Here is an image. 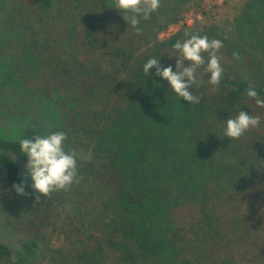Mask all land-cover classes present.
<instances>
[{"label": "trees", "instance_id": "obj_1", "mask_svg": "<svg viewBox=\"0 0 264 264\" xmlns=\"http://www.w3.org/2000/svg\"><path fill=\"white\" fill-rule=\"evenodd\" d=\"M24 1L38 15V29L33 22L24 26L32 40L41 32L51 34L53 30L54 34L57 18L66 15L71 22L68 39L73 60L79 62L83 56L85 64L79 65L94 81L95 89L87 94L86 105L79 108V95L68 97L73 120L78 127L83 125L80 140L91 154L90 160L77 159L79 182L74 183H89L93 199L99 203L95 223L99 236L88 235V247L97 254L113 248L119 252L118 264H136L147 242L142 237L140 245L137 241L138 221L147 214L150 227L159 226L155 224L160 222L162 207L165 212L176 210L175 217H183L185 231L191 232L207 209L219 204L224 208L220 215L226 219L229 214L238 223L258 220L259 204L264 202V129L250 128L236 140L223 137V131L226 119L238 112L264 116V108L246 96V90L253 87L264 98V0L246 2L233 32L221 33L215 28L210 33L179 32L163 41H158V34L178 22L180 10L189 0H160L159 8L147 20L141 18L139 33L128 24L126 29L122 25L108 33L97 30L96 11L111 0H75L72 4L64 0ZM77 1L92 6L90 22L83 16L77 22L81 14ZM61 3L63 8L55 7ZM84 20L86 29L80 34L75 27ZM192 34L223 42L217 53L223 68L220 84L213 92L207 74L201 76L202 68L198 69L199 86L188 89L200 97L195 105L177 98L168 82L155 75V68L148 76L143 72V65L153 57L176 71L173 45ZM233 53H238L239 59H234ZM183 66H189V62L184 61ZM50 133L44 121L34 120L18 139H0V168L11 187L23 184L27 192L29 178L21 166L27 163V157L20 151V139L34 140ZM34 206L30 213H35ZM27 229L16 253L0 242V264H43L50 256L62 261L70 257L66 264H82L83 257L88 259L86 264H115L110 255L98 258L93 251L79 253L77 247L59 253L45 245L40 227L32 224ZM185 231V236L176 231L170 234L175 249L186 238ZM14 256L15 261L8 263ZM183 257L193 261L189 254ZM221 264H264V251L261 256L244 252L240 262Z\"/></svg>", "mask_w": 264, "mask_h": 264}, {"label": "rangeland", "instance_id": "obj_2", "mask_svg": "<svg viewBox=\"0 0 264 264\" xmlns=\"http://www.w3.org/2000/svg\"><path fill=\"white\" fill-rule=\"evenodd\" d=\"M74 1L64 0L70 4ZM247 1L189 0L180 10L178 22L170 24L165 31L159 33L158 41L179 32L210 33L214 28L221 33L233 32L235 20L241 15ZM104 3L96 11L99 16L97 30L108 33L114 27L122 25L126 29L127 23L121 13L111 8L112 0ZM77 4V12L81 13L77 15V22L82 16L87 21L91 19L90 3L81 5L77 1ZM61 6L62 3L58 6L55 4V7L63 8ZM86 20L75 27L80 34L86 29ZM36 21L38 15L26 7L24 0H0V139H18L34 120H41L51 133L65 132V151L74 150L78 155L77 159L82 160L81 157L88 153L85 143L80 140L83 125L78 127L73 120L68 97L79 95V108L86 105L89 102L87 94L95 89L92 87L94 81L85 76L83 66L79 65L85 64V61H81L83 56L79 57V62L73 60L72 42L68 39L71 22L66 19V15L57 18L54 34L51 30L53 35L41 32L32 40L31 32L24 26L25 22H33L34 29H38ZM259 118L258 128L263 130L264 116ZM25 165L26 163H21L29 180L26 184L27 192L23 195L13 190L6 180L4 170L0 168V242L8 244L16 253L20 248V241L26 239L28 226L34 224L40 227L39 231L46 239L45 245L59 253H66L76 247L82 254L90 251L95 253L91 246H87L86 240L90 234L99 236L95 225L99 203L97 205L93 199L90 184L73 183L67 191L54 192L45 198L40 196L37 201L35 196L39 194L32 188L33 182ZM34 205L37 208L33 214L30 210L35 209ZM259 207L261 215L258 220L246 224L240 221L238 223L229 214L227 219L220 215L224 210L221 204L209 207L192 232L185 231L183 217H175L176 210L172 212L167 209L165 212L162 207L158 214L160 222L155 224L159 226L153 229L146 222L145 213L143 221H138L135 235L139 245L141 237L147 242L143 244L144 254L140 255L138 252L140 256L136 264H221L236 260L240 262L244 252L261 256L264 251V202ZM172 229L180 236H185L182 234L186 232V238L178 242L176 249L170 238ZM118 253L108 247L103 253H95V257L110 255L115 264H118ZM186 254L193 261L189 262L183 257ZM68 260L71 258L64 257L62 261L50 256L43 264H66ZM14 261L15 256L8 263ZM86 263L88 259L83 257L82 264Z\"/></svg>", "mask_w": 264, "mask_h": 264}, {"label": "clouds", "instance_id": "obj_3", "mask_svg": "<svg viewBox=\"0 0 264 264\" xmlns=\"http://www.w3.org/2000/svg\"><path fill=\"white\" fill-rule=\"evenodd\" d=\"M159 6L160 0H112L111 8L118 10L128 26L136 28L139 33L138 25L141 18L147 20ZM222 47L223 42L219 39L209 40L207 36L192 34L183 42L177 41L173 45L177 58L176 71H173L171 65L164 67L159 63L158 57H153L143 65V72L148 76L149 70L155 68V75L168 82L169 88L177 98H183L188 104H199L200 97L193 95L188 89H192L193 85L199 86L197 70L202 68L201 76L207 74L208 83L212 86L211 90L216 91L223 73L221 57L217 55ZM233 58L239 59L238 53H233ZM184 61H188L189 66L184 67ZM246 96L252 98L257 107L264 108V98L260 97L253 87L246 90ZM259 125V116L241 111L233 118L226 119L223 137L236 140L250 128ZM66 140V133L57 131L46 137L37 136L34 140L24 138L19 141L20 151L27 157L25 167L33 182L32 188L39 194L35 196L37 201L40 196L45 198L54 192L67 191L74 182H79L78 155L74 150L65 151ZM81 158L90 160L91 154ZM13 190L17 194H24L23 184L19 186L14 184Z\"/></svg>", "mask_w": 264, "mask_h": 264}, {"label": "built area", "instance_id": "obj_4", "mask_svg": "<svg viewBox=\"0 0 264 264\" xmlns=\"http://www.w3.org/2000/svg\"><path fill=\"white\" fill-rule=\"evenodd\" d=\"M169 38V37H168Z\"/></svg>", "mask_w": 264, "mask_h": 264}]
</instances>
